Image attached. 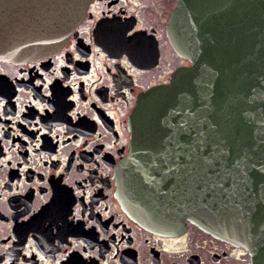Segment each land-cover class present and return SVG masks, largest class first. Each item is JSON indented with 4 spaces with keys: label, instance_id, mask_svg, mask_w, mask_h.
Masks as SVG:
<instances>
[{
    "label": "flooded vegetation",
    "instance_id": "flooded-vegetation-1",
    "mask_svg": "<svg viewBox=\"0 0 264 264\" xmlns=\"http://www.w3.org/2000/svg\"><path fill=\"white\" fill-rule=\"evenodd\" d=\"M175 4L91 0L52 54L0 60V264L250 263L189 220L141 224L119 193L137 95L189 64L168 37Z\"/></svg>",
    "mask_w": 264,
    "mask_h": 264
},
{
    "label": "water",
    "instance_id": "water-1",
    "mask_svg": "<svg viewBox=\"0 0 264 264\" xmlns=\"http://www.w3.org/2000/svg\"><path fill=\"white\" fill-rule=\"evenodd\" d=\"M90 2L0 0V60L52 54ZM167 32L189 64L136 97L122 202L141 224L180 231L189 220L264 264L253 212L264 192L250 171L264 164V0H176Z\"/></svg>",
    "mask_w": 264,
    "mask_h": 264
},
{
    "label": "snow or ice",
    "instance_id": "snow-or-ice-1",
    "mask_svg": "<svg viewBox=\"0 0 264 264\" xmlns=\"http://www.w3.org/2000/svg\"><path fill=\"white\" fill-rule=\"evenodd\" d=\"M128 36L130 38H132V33L129 32ZM37 83H40V81H37ZM45 87H47V85H45ZM2 103H3V101H0V104H2ZM24 139L27 140L28 137L25 136ZM261 145L264 146V141H261ZM205 159H207V158H205ZM250 171H251V174H252L251 175V179L253 181V186H255L258 183L260 188H261V191L264 192V164H260L259 167H257L256 164H253ZM209 193H211V195L208 196V197H211V196L214 195L211 187L206 188V190L202 194L206 196ZM253 212L258 213L260 215L262 226H264V197H262L261 199L256 201V204L253 207ZM74 217H75V213L70 215L68 217V219L71 220ZM33 251H35V250L33 249L31 251L25 252L24 256L25 257L32 256V252ZM40 259H43V257L41 256ZM4 264H7V261H4ZM20 264H24L23 260L20 261ZM57 264H59V262H57Z\"/></svg>",
    "mask_w": 264,
    "mask_h": 264
}]
</instances>
